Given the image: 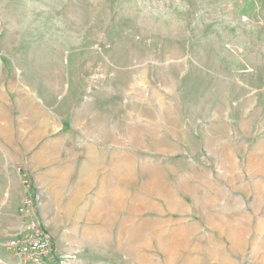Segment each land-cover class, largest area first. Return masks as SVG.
<instances>
[{
	"label": "rangeland",
	"instance_id": "374dc122",
	"mask_svg": "<svg viewBox=\"0 0 264 264\" xmlns=\"http://www.w3.org/2000/svg\"><path fill=\"white\" fill-rule=\"evenodd\" d=\"M0 264H264V0H0Z\"/></svg>",
	"mask_w": 264,
	"mask_h": 264
},
{
	"label": "built area",
	"instance_id": "2783aa9c",
	"mask_svg": "<svg viewBox=\"0 0 264 264\" xmlns=\"http://www.w3.org/2000/svg\"><path fill=\"white\" fill-rule=\"evenodd\" d=\"M19 208L21 218L27 223L6 243V247L11 249L13 255L19 259H30L38 262V258L49 255L52 252L53 241L50 233L43 229L34 219L35 207L32 198L27 192Z\"/></svg>",
	"mask_w": 264,
	"mask_h": 264
},
{
	"label": "bare ground",
	"instance_id": "6f19581e",
	"mask_svg": "<svg viewBox=\"0 0 264 264\" xmlns=\"http://www.w3.org/2000/svg\"><path fill=\"white\" fill-rule=\"evenodd\" d=\"M27 101H28V100H27ZM30 101H31V100H30ZM35 105H36V104H35ZM35 105L31 108V110H28V111H31V113H30L31 115H33V114H35V113H36V114L38 113V110H39V109H38V108H35ZM27 106H28V104H27ZM36 106H37V105H36ZM29 107H31V106H29ZM7 131H8V130H7ZM4 132L6 133V131H4ZM8 132H9V131H8ZM6 134H7V133H6ZM6 134H5V135H6ZM10 136H11V135H10ZM5 138H6V137H5ZM9 141H10V140H9Z\"/></svg>",
	"mask_w": 264,
	"mask_h": 264
},
{
	"label": "crops",
	"instance_id": "0c3cea01",
	"mask_svg": "<svg viewBox=\"0 0 264 264\" xmlns=\"http://www.w3.org/2000/svg\"><path fill=\"white\" fill-rule=\"evenodd\" d=\"M24 227V225H20V227H18V232Z\"/></svg>",
	"mask_w": 264,
	"mask_h": 264
}]
</instances>
